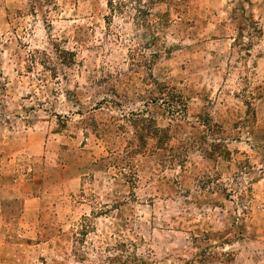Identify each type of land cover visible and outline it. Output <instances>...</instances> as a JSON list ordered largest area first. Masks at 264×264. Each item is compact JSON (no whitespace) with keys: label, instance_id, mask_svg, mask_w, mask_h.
I'll use <instances>...</instances> for the list:
<instances>
[{"label":"rangeland","instance_id":"1","mask_svg":"<svg viewBox=\"0 0 264 264\" xmlns=\"http://www.w3.org/2000/svg\"><path fill=\"white\" fill-rule=\"evenodd\" d=\"M250 2L0 0V264H264Z\"/></svg>","mask_w":264,"mask_h":264},{"label":"trees","instance_id":"2","mask_svg":"<svg viewBox=\"0 0 264 264\" xmlns=\"http://www.w3.org/2000/svg\"><path fill=\"white\" fill-rule=\"evenodd\" d=\"M234 1H237V3H238V1H239V4H238V6H236L237 7V10H239L240 11V15L242 16V17H244L245 18V20H246V22H247V26L245 25V28H241V26H243L242 24H239L238 23V25H240V26H237V27H239L238 28V30L239 31H241L242 33H243V31H244V29H246V27L248 28H253L254 30V32L255 33H257L258 34V37L262 34V31H261V29L260 28H255V25H257L256 24V22L254 21V19H253V16H251V15H246V7H245V3H249L250 2V0H234ZM251 3V2H250ZM244 27V26H243ZM258 29V30H257ZM240 35H242L241 33H239ZM235 41L236 42H238V41H241V39H240V37L238 36L236 39H235ZM5 91H6V84L3 82V77H2V75L0 74V104H1V101H2V99H3V97H4V95H5ZM152 125H151V128H149V130H151L149 133H151V134H149L148 136L149 137H151V138H153V137H158V139L159 140H162L163 139V137H161V136H159V134L160 133H163V134H165V137H168V135L166 136V132L164 131V129H161V128H159L157 125H155L154 124V122L153 123H151ZM149 130H146V131H149ZM162 135V134H161ZM160 137V138H159ZM139 140H140V142H141V145L142 146H145V145H147V138H146V136H142V134L139 136Z\"/></svg>","mask_w":264,"mask_h":264}]
</instances>
